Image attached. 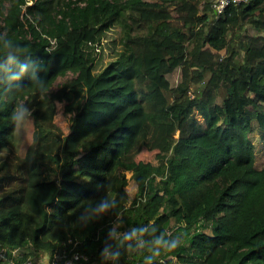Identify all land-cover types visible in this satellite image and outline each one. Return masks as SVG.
<instances>
[{
	"label": "trees",
	"instance_id": "obj_1",
	"mask_svg": "<svg viewBox=\"0 0 264 264\" xmlns=\"http://www.w3.org/2000/svg\"><path fill=\"white\" fill-rule=\"evenodd\" d=\"M214 2L0 0V264H264V0ZM26 117L52 165L17 151Z\"/></svg>",
	"mask_w": 264,
	"mask_h": 264
},
{
	"label": "rangeland",
	"instance_id": "obj_2",
	"mask_svg": "<svg viewBox=\"0 0 264 264\" xmlns=\"http://www.w3.org/2000/svg\"><path fill=\"white\" fill-rule=\"evenodd\" d=\"M157 24L158 22H154V26H156ZM152 30L153 28H151L149 32ZM126 35L132 37L141 35V33L137 32L134 29L132 30L131 27L127 25ZM116 49L117 47L115 45V42L111 41L110 38H107L100 51V58L98 62L100 68L103 67L110 59L114 57ZM72 76V72H69L67 76H60L59 79H57V81L53 85L52 89L56 90L65 79L70 78ZM168 77L171 83L173 85H176L182 77L181 69L177 68L173 73L169 74ZM58 121L61 122L63 127L68 130L70 126V114H66L64 109L61 108L58 116ZM14 139L17 151L22 155H26L33 166L35 165L34 163L36 162V160L41 161L44 166L52 165L53 163L50 160L49 154L52 152L60 151L62 146V137L57 135L43 137L40 134L37 126H35L34 120L31 117H26L20 120L14 133ZM7 151L8 150L5 149L0 152V160L2 159V157H4ZM155 153L156 150L144 149L140 153L139 158L144 160H153L155 158ZM258 165H264V149L258 150ZM38 171L39 179H44L47 177L45 171ZM127 175L129 176V183L127 188L131 194H134L137 190V183L131 177L130 172H128Z\"/></svg>",
	"mask_w": 264,
	"mask_h": 264
},
{
	"label": "built area",
	"instance_id": "obj_3",
	"mask_svg": "<svg viewBox=\"0 0 264 264\" xmlns=\"http://www.w3.org/2000/svg\"><path fill=\"white\" fill-rule=\"evenodd\" d=\"M247 0H215L213 7L215 12H223L227 6L230 4H239ZM9 257L8 248L0 240V261L6 260ZM12 260V259H11ZM86 260L88 257L80 252H74L72 255L68 254H56L51 257L49 254H41L37 259L27 258L22 260L18 264H90ZM11 264H16L11 261Z\"/></svg>",
	"mask_w": 264,
	"mask_h": 264
}]
</instances>
